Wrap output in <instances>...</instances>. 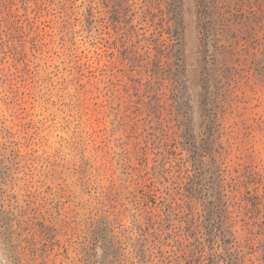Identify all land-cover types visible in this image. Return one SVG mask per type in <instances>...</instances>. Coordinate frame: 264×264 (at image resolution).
I'll use <instances>...</instances> for the list:
<instances>
[{
	"label": "rangeland",
	"instance_id": "1",
	"mask_svg": "<svg viewBox=\"0 0 264 264\" xmlns=\"http://www.w3.org/2000/svg\"><path fill=\"white\" fill-rule=\"evenodd\" d=\"M5 264H264V0H0Z\"/></svg>",
	"mask_w": 264,
	"mask_h": 264
},
{
	"label": "clouds",
	"instance_id": "2",
	"mask_svg": "<svg viewBox=\"0 0 264 264\" xmlns=\"http://www.w3.org/2000/svg\"><path fill=\"white\" fill-rule=\"evenodd\" d=\"M0 264H5L3 259H0Z\"/></svg>",
	"mask_w": 264,
	"mask_h": 264
}]
</instances>
